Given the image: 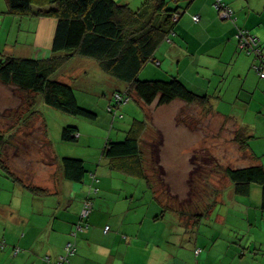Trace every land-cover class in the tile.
<instances>
[{"label": "crops", "instance_id": "obj_1", "mask_svg": "<svg viewBox=\"0 0 264 264\" xmlns=\"http://www.w3.org/2000/svg\"><path fill=\"white\" fill-rule=\"evenodd\" d=\"M224 2L233 9V20L220 18L214 6L215 0H184L181 7L180 0H177L173 9H178L182 15L175 22L173 33L160 46L157 57L162 62L161 66L170 63L175 67L176 75H170L171 77L179 78L194 92L209 97L210 113L234 127L232 137H229V128L227 131L223 127L222 130L229 135L226 134L221 139L206 140L209 145L204 147L206 150L203 153H209L219 166V161L223 159L226 165L221 163L222 169L233 165L237 166L234 168L254 165L264 168V79L254 70L253 57L238 50L236 39L238 30L247 29L259 36L264 43V0ZM0 13L6 15L4 21H10L8 42L3 44L1 51L5 54V49L11 48L9 42L14 25L25 17L9 14L7 0L4 7L3 0H0ZM196 15L200 16L199 22L193 20ZM26 18L39 21L30 53L34 54L36 49L52 53L56 19ZM80 60L88 59L75 58L59 72L64 71L62 79L67 84L74 86V80L81 76L72 71L73 67L67 68L69 65L77 68L82 63ZM107 79L116 91L119 87L117 83L110 76ZM101 94L104 95V91ZM111 98L112 95L109 100H105L106 108L111 103ZM100 105L101 101H98L96 107H89L106 113L107 110L105 112ZM238 132L247 138L248 151H242L235 141ZM45 141L48 143L47 138ZM194 143V151L187 149L186 154L195 152V147L200 146V143ZM51 153L55 155L52 169H57L52 176H42V171L37 170L32 173L35 179L27 183L16 175L23 183L41 187L48 193L44 196L33 195L16 182L19 196L29 194L30 208L24 210L22 197L16 206L13 201L8 204L13 211L6 209L9 211L7 217L12 215L11 219L6 220V225L11 224L12 234L7 232L6 226L0 231V240L5 239L9 245L7 250H0V264H48L42 257L48 254L54 261L63 254L65 245L70 240L69 234L80 218V199L86 193L83 187L89 186L91 181L85 180L87 184L83 186L71 182V191L66 190L65 186L68 184L60 163L63 157L56 151ZM97 167H91L90 171L100 178L97 186L99 193L94 199L88 228L79 230V226L77 227L78 251L70 264H139L135 262V258L144 249H148L150 243H155L159 230L160 233L168 234V231L165 232L167 213L173 212L182 219L184 211L171 208L158 197L154 187L151 188L148 181L143 179L147 185L145 192L152 189L153 196L150 200L155 203V208H151L150 200L143 199V193L138 191L142 188L140 178L116 171L108 159H102ZM224 169L223 172L215 173L212 186L205 187V192L208 193L203 204L205 213L198 220L190 218L189 224L193 231L181 233L176 228L169 233V238H165L170 239L173 244L178 243L180 248L183 247L182 256L180 251L173 253L176 261L168 264H264L262 188L254 184L249 195H238ZM185 184L183 189L186 188ZM177 193L180 195L179 191ZM51 196L59 197L52 207L48 202ZM200 211L193 210L189 213L192 217L200 214ZM178 221L180 227L187 228L185 221ZM109 226L111 230L105 233L104 230ZM12 245L21 246L25 251L13 257Z\"/></svg>", "mask_w": 264, "mask_h": 264}, {"label": "rangeland", "instance_id": "obj_2", "mask_svg": "<svg viewBox=\"0 0 264 264\" xmlns=\"http://www.w3.org/2000/svg\"><path fill=\"white\" fill-rule=\"evenodd\" d=\"M115 1L119 4L130 5L135 10H140L150 0ZM167 2L169 8L176 7L177 0H167ZM182 3L184 4V0H180V7ZM4 5L6 6V0H3V7ZM5 16V14L0 13V52L3 51V44H7L9 35L10 21H6L7 19L4 21ZM38 22V19L21 18L13 27V34L10 35L11 41L9 42L11 48L5 49L4 55L32 57L34 59L51 57V52L41 49H36L34 54L30 53L35 43ZM8 47L10 46L8 45ZM90 60L92 59L80 60L82 63L77 68L73 65L67 67H73L72 71L76 75H81L74 80V86H72L82 107L92 110L89 106L95 105L94 107H96L97 102L101 101L100 107L106 112L110 104L106 108L104 102L110 99L115 89L108 82L107 77L109 75L102 71L97 62L93 63ZM63 73L64 71L55 75L54 78L67 83L62 79ZM170 75H176L175 67L173 68L170 63H165L160 67L150 63L141 73L140 79L164 80L171 77ZM163 76L167 78H163ZM112 80L120 87H117L116 90L126 91V85L116 79L112 78ZM101 91H104V95L101 94ZM111 101L113 100L111 99ZM112 104L114 105V102ZM92 111L98 113V119L95 121L73 116L46 105L41 95L36 96L22 92L17 87L6 85L0 81V133H5L9 140V145L4 151L5 160L14 173L27 183L35 179L32 176L34 171H42V176L49 174L52 176L57 172L56 168L52 169L55 165L53 163L55 155L51 153L52 151H56L62 157L84 159L90 171L91 167L97 169L102 159L106 160L103 157V150L108 141H121L125 138L134 118L148 121V128L143 136L144 142H142L145 151V163L148 168L147 173L158 197L169 204L171 208L181 210L179 212L184 211V214L181 215L182 219H180L173 212H168L165 221V232L168 231V234L160 233L159 230L156 234L157 241L150 243L148 249L139 253L135 262L139 264L173 263L176 261L173 253L180 251L181 254L183 247L180 248L178 243L173 244L170 239L165 238H169L172 229L178 228L181 233L193 231L189 224L190 218L198 220L205 213L203 204L204 199L208 197L205 187L209 188L213 185L215 173L222 171L223 165H226L223 159L219 161L221 166L217 165L209 153H203V150H206L204 147L209 145L206 140L225 137L228 128L230 135H227L232 137L234 127L231 123H224L218 116L210 113L208 107L187 104L178 100L167 105H158L157 102L147 105L133 97L119 110L115 108V115L107 113L108 111L106 113L99 112L97 108ZM66 126L79 128L80 137L78 141L66 142L62 139V132ZM223 127L227 128V131L222 130ZM45 137L48 139V143L47 141L44 142ZM194 141L200 143V146L195 147L196 151L192 152L193 154H186L187 149L194 151ZM102 163L106 165L105 161ZM232 167L237 166L233 165ZM50 168L51 171L49 172ZM91 172L93 171H90L85 179L89 182L91 181ZM53 177L55 178V175ZM65 182L68 184L67 186L64 185L65 189L71 191L72 183L68 180ZM83 184H87V181L82 183V186ZM90 184L83 187L85 194L89 193ZM140 184L142 188L138 191L143 193L142 198L150 200L153 196L152 189H149L148 193L145 192L147 185L143 179H141ZM184 184L186 185L185 189H183ZM172 186L179 191L180 195ZM17 190L16 182L7 177L0 169V231L6 226L10 235L12 234V226L11 224L7 226L6 220L11 219L12 215L7 217L9 211L6 209L13 211V208H9L8 204L13 201V205H18L20 197H22L21 203L25 206L24 210L30 208L29 194L19 196ZM58 199V196H51L48 199L49 204H52L50 207L54 206ZM149 206L155 208L153 200L149 201ZM193 210L195 212L201 210V213L191 217L189 211L193 212ZM178 220L185 221L187 228L180 227L177 224ZM14 225L17 227L16 223ZM160 243L163 244L160 245Z\"/></svg>", "mask_w": 264, "mask_h": 264}, {"label": "trees", "instance_id": "obj_3", "mask_svg": "<svg viewBox=\"0 0 264 264\" xmlns=\"http://www.w3.org/2000/svg\"><path fill=\"white\" fill-rule=\"evenodd\" d=\"M7 6L8 13L13 16L51 17L57 21L51 57L34 59L7 56L0 52V81L15 86L22 92L41 95L48 106L88 120L98 119V113L79 104L72 85L54 78L75 58L94 60L107 75L126 85L125 92L116 90L112 95L113 101L109 106L111 110L107 109L109 114L115 115V108L119 110L125 104L116 101L118 95L122 100L128 99V102L136 97L147 105L154 102L158 105H167L175 100L201 107H208L210 104L207 95L194 92L177 77L164 80L140 79L141 73L150 63L161 66L162 62L157 57V52L174 31L175 15H182L178 9L169 8L167 0H150L140 10H135L127 4H119L115 0H7ZM237 48L242 51L238 45ZM261 50L264 53L262 40ZM247 54L251 55L255 62L256 56L253 53ZM147 128L148 121L134 118L123 140L106 143L103 157L110 161L116 171L144 179L153 188L154 185L147 173L142 144ZM79 133L78 127L66 126L62 132V139L66 142H76ZM235 141L242 151H248V140L241 133L236 134ZM7 145L9 140L6 134L0 133V169L7 177L19 182L33 195L44 196L48 193L41 187L25 184L17 178L4 157ZM60 163L66 180L77 184L85 183L90 171L83 159L63 157ZM224 171L233 182L238 195L247 196L251 192L252 185L260 186L264 209L263 166L227 167ZM90 175L92 181L90 190L88 194L84 193L81 196L80 218L74 223V228L69 234L70 240L65 245L63 254L54 261L48 254L42 257L48 264H59L61 256L67 257L64 264H70L77 254L79 233L77 227L85 228L89 224L94 209V199L99 193L97 186L100 178L94 172ZM89 204L92 205V211L84 218L82 212ZM109 228L111 230L110 226ZM8 246L5 239L0 240V250L5 251ZM10 247L13 257L25 251L18 245ZM70 247L74 250L72 255H68L71 251Z\"/></svg>", "mask_w": 264, "mask_h": 264}, {"label": "built area", "instance_id": "obj_4", "mask_svg": "<svg viewBox=\"0 0 264 264\" xmlns=\"http://www.w3.org/2000/svg\"><path fill=\"white\" fill-rule=\"evenodd\" d=\"M216 10L218 11V14L221 19H234V11L231 7H229L224 0H215L214 4ZM180 16L175 15L174 20L175 22L178 21V18ZM193 20L195 22H199L200 16L196 15L193 17ZM237 39V45L240 48V50L246 52V53H253L256 56V60L254 62V69L258 73V75L263 79L264 78V53L261 50V39L259 36L252 34L247 29H240L238 30L236 34ZM117 102H123L127 103L128 99L122 100V98L118 95L116 96ZM111 110V108H108ZM92 211V205L89 204L82 212V217H87ZM110 230L109 227H106L105 232H108ZM69 247V246H68ZM71 251L68 255L74 254L73 248H69ZM199 252V250H197ZM67 258V257H66ZM66 258L64 256H61L59 258V264H64L66 261Z\"/></svg>", "mask_w": 264, "mask_h": 264}, {"label": "bare ground", "instance_id": "obj_5", "mask_svg": "<svg viewBox=\"0 0 264 264\" xmlns=\"http://www.w3.org/2000/svg\"><path fill=\"white\" fill-rule=\"evenodd\" d=\"M78 228H79V230H83V227L82 226H79ZM85 228H88V225Z\"/></svg>", "mask_w": 264, "mask_h": 264}]
</instances>
